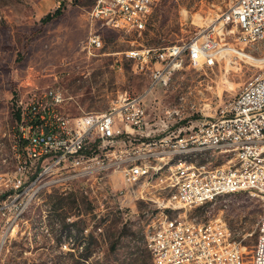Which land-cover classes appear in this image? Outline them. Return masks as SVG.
<instances>
[{
  "label": "rangeland",
  "instance_id": "374dc122",
  "mask_svg": "<svg viewBox=\"0 0 264 264\" xmlns=\"http://www.w3.org/2000/svg\"><path fill=\"white\" fill-rule=\"evenodd\" d=\"M95 4L96 0H61L60 4L58 0H0V172L12 171L15 166L17 101L35 92L62 88L66 97L63 110L71 116L104 112L124 92L132 96L148 93L145 106L153 123L167 121L166 111L184 104V121L169 119L174 131L181 125L198 124L205 117L221 116L243 85L264 69V48L256 50L239 42L238 27L229 23L213 33L221 38L225 57L219 56L216 64L208 67L202 60L192 63L186 56L169 84L150 92L153 66L137 67L126 52L200 37L206 30L222 26L230 0H160L142 34L92 21L90 12ZM60 6L62 15L43 25L41 19ZM91 33L104 41V48L94 53H89L87 45ZM103 52L115 54L100 55ZM192 106L195 109L191 110ZM160 134L157 139L166 133ZM203 155L192 160L223 165L233 159L212 150ZM159 175L149 180L158 181ZM127 186L121 173L111 169L41 190L22 206L8 197L11 192L5 191L7 187L0 180L1 264H152L146 235L157 222L159 209L154 201L130 193L124 196L121 191ZM158 192L160 185H151L149 196L153 200ZM169 194L170 188L163 190V201H169ZM63 197L67 198L66 222L82 223V243L75 240L76 228L61 239L63 221L53 222L58 216L54 205ZM185 211L178 208L169 213L183 216ZM261 212L257 197L240 192L188 209L186 216L202 221L222 217L235 238L243 240L246 263L250 264ZM90 234L97 242L91 246L93 255L83 257L89 242L84 236Z\"/></svg>",
  "mask_w": 264,
  "mask_h": 264
},
{
  "label": "built area",
  "instance_id": "2783aa9c",
  "mask_svg": "<svg viewBox=\"0 0 264 264\" xmlns=\"http://www.w3.org/2000/svg\"><path fill=\"white\" fill-rule=\"evenodd\" d=\"M159 1L96 0L90 16L103 27L142 34ZM98 2H105V9H98ZM220 23V28L206 30L200 37L162 48L131 50L126 57L136 60L141 69L145 64L153 66L151 92L158 85L169 84L186 56L192 63L202 60L208 67L214 66L219 56L225 57L221 38L213 35L216 29L223 30L225 24L238 27L242 44L256 50L264 48V0H230ZM88 45L100 49L104 41L99 34L91 33ZM147 95L124 92L106 111L78 116L63 110L66 97L60 87H48L27 99L20 98L16 104L19 118L15 166L12 171L0 172L5 191L11 192L8 197L26 206L29 182L45 181L46 189L112 169L119 171L128 185L121 191L124 196L130 193L158 206L157 222L146 235L152 264H247L243 240L235 238L222 217L202 221L188 218L186 212L217 202L221 193L248 192L262 204L250 264H264V163L252 165L254 156H264V69L243 85L221 116L205 117L198 124L181 125L174 131L170 130L169 119L184 121V104L167 110V121L153 123L145 106ZM160 132L166 134L157 139ZM188 142L209 145V150L218 148V143H226V147L239 148V157L225 167L208 165L201 175H184V168H195V162L163 166L166 154ZM154 165H161L158 181H150L149 176L133 180L136 169L151 170ZM247 166H254V173H247ZM151 185H160L156 200L149 196ZM168 187H179V195L163 201V190ZM178 208H185V215L169 213ZM1 253L0 244V256Z\"/></svg>",
  "mask_w": 264,
  "mask_h": 264
},
{
  "label": "bare ground",
  "instance_id": "6f19581e",
  "mask_svg": "<svg viewBox=\"0 0 264 264\" xmlns=\"http://www.w3.org/2000/svg\"><path fill=\"white\" fill-rule=\"evenodd\" d=\"M98 9H105V2H98ZM263 35H264V27H263ZM208 151H211L209 150V145H203V143L201 142H188L179 146V149L172 152L171 154H166L163 159V166H180L181 164L184 163H194L195 161L192 160L193 157H197L198 155H203ZM212 151L218 152L220 154H225L227 156H231L233 159H237V157H239V148H237L236 146L226 147V143H218V148H212ZM228 162L226 164H228ZM263 163H264V156H254V158H252V165H260ZM226 164L212 165V166L225 167ZM195 165H196L195 168H184V175L192 176V175L204 174V172L206 171V166L211 165V162L209 161L208 163H203V164H197L195 162ZM159 173H161V165H154V167H152L151 170L136 169L133 173V180H144V178L148 176L150 179ZM247 173H254V166H247ZM168 188H170V194H169V201H170V199L176 198L177 195H179V187H168ZM41 190H45V181L29 182V188L27 189V192L25 194V204H28L30 202V199L34 193L40 192ZM225 194L228 193H221V196Z\"/></svg>",
  "mask_w": 264,
  "mask_h": 264
},
{
  "label": "trees",
  "instance_id": "16d2710c",
  "mask_svg": "<svg viewBox=\"0 0 264 264\" xmlns=\"http://www.w3.org/2000/svg\"><path fill=\"white\" fill-rule=\"evenodd\" d=\"M62 7L60 6L54 13H49L47 14L45 17H43L41 19V22L43 25H47L48 23H50L51 21H53L54 19L58 18L60 15H62ZM16 120L19 118V115L16 114ZM67 198L63 197V198H58L56 204L54 205V210L55 212H58V216L56 217V220H53L54 223H59L60 220L63 221V226L61 228V232H60V236H61V239L65 238V236L68 235V233L71 234V231L74 230V228L77 229V232L75 233V240L76 239H80V235H82L84 233V228L82 226V223L79 222V221H74L72 223H67L66 222V217H67V211H65L66 207H67ZM74 202H72V204H70L71 208L72 206H74ZM68 218V217H67ZM100 222V220H99ZM89 240L86 248H85V251H83L81 253V255L83 257H91L93 255V252L91 250V246L94 245V243L97 242V238L93 235V234H90L89 237H87L86 235L84 236V239L85 240ZM82 239H80V243ZM237 240H240V238H238ZM83 241V240H82ZM86 244V243H84ZM116 244L117 242H113L110 246V250L112 251H115L116 249Z\"/></svg>",
  "mask_w": 264,
  "mask_h": 264
},
{
  "label": "crops",
  "instance_id": "0c3cea01",
  "mask_svg": "<svg viewBox=\"0 0 264 264\" xmlns=\"http://www.w3.org/2000/svg\"><path fill=\"white\" fill-rule=\"evenodd\" d=\"M87 45H88V41H87ZM89 46V45H88ZM90 48V47H89ZM103 48H104V46H103ZM102 48H91L90 50H89V53H94L95 51H99V50H101ZM115 53H112V52H107V53H101L100 55H114ZM99 55V54H98Z\"/></svg>",
  "mask_w": 264,
  "mask_h": 264
}]
</instances>
